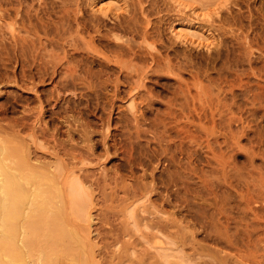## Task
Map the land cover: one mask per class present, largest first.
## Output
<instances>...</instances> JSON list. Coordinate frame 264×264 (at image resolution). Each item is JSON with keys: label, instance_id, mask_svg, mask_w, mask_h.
<instances>
[{"label": "rangeland", "instance_id": "374dc122", "mask_svg": "<svg viewBox=\"0 0 264 264\" xmlns=\"http://www.w3.org/2000/svg\"><path fill=\"white\" fill-rule=\"evenodd\" d=\"M0 140L84 194L0 264H264V0H0Z\"/></svg>", "mask_w": 264, "mask_h": 264}, {"label": "bare ground", "instance_id": "6f19581e", "mask_svg": "<svg viewBox=\"0 0 264 264\" xmlns=\"http://www.w3.org/2000/svg\"><path fill=\"white\" fill-rule=\"evenodd\" d=\"M143 32L145 39L151 34L147 28ZM116 46L117 49L121 48L120 45ZM14 52L15 59L18 61L17 59L20 57L16 54V50ZM133 54L135 56L136 53ZM72 57L74 59V56ZM23 58L25 57L23 56ZM153 61L161 68L163 66L165 69L169 68L168 70L172 68V71L183 67V64L175 62L169 54L161 59L153 56ZM62 66L64 64L59 63L60 77H63L60 69ZM78 66H81L80 63ZM53 70L56 71L57 67L53 66ZM76 72L77 70H73V73H67L71 78L69 84L75 82ZM138 78L142 79L141 75H138ZM137 87H140L139 82H136L133 88L136 89ZM35 88H37V84H32L31 89ZM59 179V169L31 157V153L22 144L12 141L6 143L0 140V221L2 235L16 236L17 242L19 243L21 240L23 248L26 250L45 251L55 248L61 242L75 241V235L67 228L69 223L64 216L67 211L65 208L59 207L55 200L59 201V198L71 195L75 205L84 207V194L77 182L68 184L67 192L62 191L58 187L60 185Z\"/></svg>", "mask_w": 264, "mask_h": 264}]
</instances>
